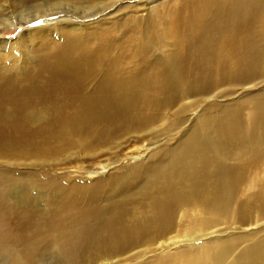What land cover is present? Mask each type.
I'll return each instance as SVG.
<instances>
[{
    "label": "rangeland",
    "instance_id": "374dc122",
    "mask_svg": "<svg viewBox=\"0 0 264 264\" xmlns=\"http://www.w3.org/2000/svg\"><path fill=\"white\" fill-rule=\"evenodd\" d=\"M4 1L14 25L0 26V89L13 107L0 124V264H233L264 252V0ZM60 51L77 75L50 81ZM172 62L180 79L162 90ZM69 81L87 102L101 95L95 112L72 105ZM201 135L221 150L206 164L193 152Z\"/></svg>",
    "mask_w": 264,
    "mask_h": 264
},
{
    "label": "bare ground",
    "instance_id": "6f19581e",
    "mask_svg": "<svg viewBox=\"0 0 264 264\" xmlns=\"http://www.w3.org/2000/svg\"><path fill=\"white\" fill-rule=\"evenodd\" d=\"M13 1H15V4H17L18 6H26L29 3L34 2L36 0H13ZM5 2L7 5V1H4L3 3ZM1 3H2V0H0V11L6 6V5L4 6ZM254 10H258V2L249 5L246 10L243 9V11L239 13L231 29V32L234 35L240 29H242L243 26L248 25L250 21V14ZM26 17H30V16H26ZM1 24L9 25V26L14 25L12 18L0 13V26H2ZM173 32H174V29H173ZM257 51H258V58L255 60V62L264 61V47L263 48L257 47ZM232 53L234 55L235 51L233 50ZM86 56H87V59L90 58L88 54H86ZM75 62H76V59L70 54V52L60 51L58 54H56L51 60L50 65L48 66V71L50 73V81H55V79L58 76L63 75V74H64V77H71V78L75 77L78 71V66H76ZM175 65L176 64L172 62L170 64L166 63V65L161 66L162 68L164 67V71H165V72H161V75L158 76V80L160 82L162 90H164L165 85H168L169 87H171L169 85L170 83L175 82L176 79H180V77H178L180 68L179 67L174 68ZM242 66L243 64L241 61L239 64L236 65L237 68L242 67ZM64 86H66L68 89L66 88H62V89L65 91L67 95L71 96L70 101L72 105H76L77 108H81L84 114H87L88 112H91V113L95 112V109L99 106L97 98L101 97V95H97L96 96L97 98L89 97L91 101L93 102H87L85 99L79 96L77 90L71 85L70 81L68 83H65ZM10 99H11L10 95H8L5 92V90L1 88L0 89V124H1V127L7 126L5 125L6 122H4L6 120V116L8 117V113L6 112L8 110L6 109L8 105H11L13 107V104L10 103ZM124 99H127V97H124ZM207 139L203 138V136L201 135V137L197 136V138L193 141L195 145V147L193 148V152L196 154V156L199 155L200 158L198 159H200V161L203 164L209 163L210 161L220 157L221 155V152H220L221 150L219 151L220 147L215 142L210 141L211 139L209 140ZM4 142L6 141L0 142V143H3V144H0V146L9 148L10 145ZM210 142H212L213 144ZM188 153H189V150H188ZM220 168L224 172L223 174V177H224L227 170L224 166H220ZM254 248H258V246L255 245ZM258 254H260L258 251H254L252 253V257L249 260L245 262H241V260H239V261L234 262L233 264H264V252L260 256H258Z\"/></svg>",
    "mask_w": 264,
    "mask_h": 264
}]
</instances>
